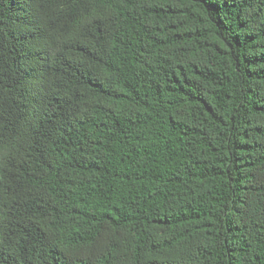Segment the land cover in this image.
Here are the masks:
<instances>
[{
  "label": "trees",
  "instance_id": "1",
  "mask_svg": "<svg viewBox=\"0 0 264 264\" xmlns=\"http://www.w3.org/2000/svg\"><path fill=\"white\" fill-rule=\"evenodd\" d=\"M0 264H264V0H0Z\"/></svg>",
  "mask_w": 264,
  "mask_h": 264
}]
</instances>
